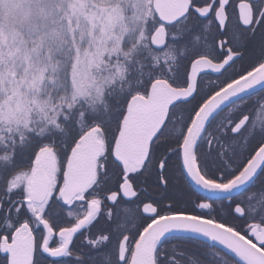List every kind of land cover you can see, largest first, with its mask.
<instances>
[{"label":"snow or ice","instance_id":"6c2138e0","mask_svg":"<svg viewBox=\"0 0 264 264\" xmlns=\"http://www.w3.org/2000/svg\"><path fill=\"white\" fill-rule=\"evenodd\" d=\"M0 264H264V0H0Z\"/></svg>","mask_w":264,"mask_h":264},{"label":"flooded vegetation","instance_id":"af4514ba","mask_svg":"<svg viewBox=\"0 0 264 264\" xmlns=\"http://www.w3.org/2000/svg\"><path fill=\"white\" fill-rule=\"evenodd\" d=\"M235 3H238V0H234ZM216 80V74H210L208 77H206V82L207 81H215ZM190 193V198L191 200L195 202H199L200 199L203 198L202 193L196 192L194 189H189L188 190ZM84 235H88L87 232L84 233ZM83 240L82 236H78L75 238V242L77 245H79Z\"/></svg>","mask_w":264,"mask_h":264}]
</instances>
